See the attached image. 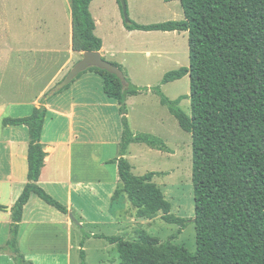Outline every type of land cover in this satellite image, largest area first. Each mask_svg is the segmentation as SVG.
Segmentation results:
<instances>
[{
	"label": "trees",
	"instance_id": "trees-1",
	"mask_svg": "<svg viewBox=\"0 0 264 264\" xmlns=\"http://www.w3.org/2000/svg\"><path fill=\"white\" fill-rule=\"evenodd\" d=\"M93 1L69 0L75 52H100L102 48L89 11ZM164 1H178L184 19L153 25H139L129 19L122 24L130 32L187 33L188 67L167 72L162 84L187 76L189 94L169 100L159 87L152 91L178 127L191 137L196 251L190 254L183 246L171 243L174 235L161 243L138 229L135 239L126 240L90 234L79 225L83 230L79 264H86L83 248L90 238L113 246L118 264H264V0ZM116 2L121 13L120 2ZM110 64L123 72L121 66ZM86 72L99 76L104 95L117 103L121 117L118 157L112 162L117 165L120 184L111 201L117 202L125 195L137 220L160 217L167 224L177 225L180 234L186 221L171 213V204L153 182L159 174L134 176L125 159L131 144L172 154L160 138L130 129L126 100L139 95L142 89L132 85L124 72L125 89L116 76L97 68H89L75 79ZM183 100H189V115L179 107ZM43 104L28 117L1 121L3 127L25 126L29 135L27 183L10 208V237L4 247L15 264H32L17 247L23 207L32 194L68 214L64 205L37 185L46 155L40 143L46 116ZM5 210L0 205V212Z\"/></svg>",
	"mask_w": 264,
	"mask_h": 264
},
{
	"label": "crops",
	"instance_id": "crops-1",
	"mask_svg": "<svg viewBox=\"0 0 264 264\" xmlns=\"http://www.w3.org/2000/svg\"><path fill=\"white\" fill-rule=\"evenodd\" d=\"M112 1L117 5L116 0ZM35 26L40 27V24L37 22ZM67 29V45L52 43L49 38L41 40L38 34L35 38L37 41L32 39L30 44L13 48V57L9 64L0 56L1 77H5L8 70L22 76L30 73L29 84L39 86L33 100L28 101L12 95L7 97L10 102H0V205L6 208L0 212V264H15L12 254L5 251L4 247L10 237V208L27 183L29 143L28 129L25 126L3 127L1 121L4 118L28 117L34 109L40 107L41 102L44 103L46 116L40 143L46 155L37 185L55 201L64 205L68 214L58 212L32 194L23 207L22 220L18 225L17 247L20 254L32 264H67L75 237V243L79 239V233L75 229L79 225L83 228L89 225L116 228L119 232L124 230L121 213L111 211L117 203L112 202L111 197L120 184L117 165L112 163L118 157L122 132L117 103L101 95L102 82L101 85H94L95 78L99 76L90 72L75 79L68 88L44 98L81 59L82 53L73 50L71 15ZM120 30L136 37L145 33L126 31L122 25ZM169 33L179 34H166ZM180 33L185 36V32ZM99 53L101 57H108L111 63L123 67V61L117 60L116 53L105 51L103 41ZM135 97L137 96L128 97L126 100L127 119L133 133L136 132L129 120V100ZM10 107L15 108L19 114L9 116L7 111ZM160 121L162 125V120ZM157 131L151 132L152 135L165 137V133L160 134L161 129ZM142 146L144 145H129L125 159L127 160L132 149ZM171 152L169 154L173 155V150ZM131 168L132 172L134 168ZM128 211L133 212H126ZM69 214L79 225L70 220ZM81 239L82 235L80 241Z\"/></svg>",
	"mask_w": 264,
	"mask_h": 264
},
{
	"label": "rangeland",
	"instance_id": "rangeland-1",
	"mask_svg": "<svg viewBox=\"0 0 264 264\" xmlns=\"http://www.w3.org/2000/svg\"><path fill=\"white\" fill-rule=\"evenodd\" d=\"M125 1L129 19L139 25L161 24L184 19L178 1ZM89 11L96 23L94 33L103 41L105 51L116 53L117 60L123 61L121 68L131 84L142 89L137 97L129 100V120L134 126V131L152 134L151 132H158L157 130L161 129L160 134L165 133V137H156L163 140L170 151L173 150V155H170L150 149L145 145L142 148L132 149L127 158L128 163L134 168L132 174L142 176L148 172L158 173L159 175L153 178V182L162 190L166 200L171 204V213L184 219L186 226L180 234H177L179 227L163 222L160 217L145 221L137 220L133 216L134 208L124 195L111 210L121 213V221L124 223L122 232L116 228L89 225L84 226L83 230L87 233L121 236L126 240H133L136 238L135 231L142 229L161 243L174 235L171 243L181 245L190 254H194L196 243L193 223L195 214L191 180V137L178 127L176 120L159 103V97L152 91L154 87H159L169 100L189 94L187 76L178 81L162 84L163 76L167 72L188 67L187 33L182 36L181 33L145 32L138 37L124 34L120 30V25L123 27V19L119 6L115 5L112 0H95L90 4ZM70 15L69 0H0V56L2 55L9 64L13 57V48L32 43V39H35L38 34L41 40L49 38L52 43L60 42L67 45ZM37 22L40 27L35 26ZM136 52L137 54H134ZM102 58L108 63L112 62L108 57ZM30 79V73L28 76H22L14 74L11 70H8L5 77L0 75V102H6L7 97L12 95L28 101L33 100L39 86L29 84ZM95 79L94 85L97 83L101 85L100 78ZM100 93L106 98L102 91ZM179 107L189 115V100H183ZM15 110L10 107L7 114L9 116L19 114ZM160 120H162V125H160ZM127 210L133 212H126ZM130 220L136 223L129 222ZM75 229L79 233V239L75 243V237L71 257L67 264H79L80 262L77 248L83 230ZM84 250L86 264L119 263L116 250L104 240L90 238L85 243Z\"/></svg>",
	"mask_w": 264,
	"mask_h": 264
},
{
	"label": "water",
	"instance_id": "water-1",
	"mask_svg": "<svg viewBox=\"0 0 264 264\" xmlns=\"http://www.w3.org/2000/svg\"><path fill=\"white\" fill-rule=\"evenodd\" d=\"M119 2L123 20L128 23L129 17L127 13L126 1L119 0ZM89 68H97L116 76L121 82L123 89L126 88L124 75L119 68L103 60L99 52H86L82 53L80 61H78L67 73L66 77L51 90L49 96H53L55 93L62 90L64 87L69 85L80 73H83ZM69 218L73 223H75V225H79V223L71 214H69Z\"/></svg>",
	"mask_w": 264,
	"mask_h": 264
}]
</instances>
